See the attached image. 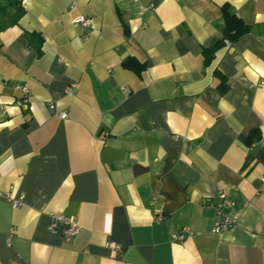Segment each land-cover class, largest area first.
I'll use <instances>...</instances> for the list:
<instances>
[{"label": "crops", "instance_id": "crops-1", "mask_svg": "<svg viewBox=\"0 0 264 264\" xmlns=\"http://www.w3.org/2000/svg\"><path fill=\"white\" fill-rule=\"evenodd\" d=\"M21 2L0 31V192L24 201L0 196V264H264V0Z\"/></svg>", "mask_w": 264, "mask_h": 264}, {"label": "built area", "instance_id": "built-area-1", "mask_svg": "<svg viewBox=\"0 0 264 264\" xmlns=\"http://www.w3.org/2000/svg\"><path fill=\"white\" fill-rule=\"evenodd\" d=\"M78 0H69V8L72 9L76 5ZM73 23L79 24L82 27H89L91 24V19L83 15H78L72 19ZM260 84L264 85V80H260ZM14 88L20 93V96L16 99L15 104L18 108L25 111L28 109L30 102V91L28 87L24 84L17 83L14 85ZM53 108V105H50ZM6 115V108L3 104L0 103V117ZM60 117L64 118L65 113H61ZM12 187L9 188L7 192H0V196L5 197L9 200L13 208L20 206L24 201V194L17 193L16 195H11ZM219 200L216 203L218 210L223 206L230 207L233 203L226 198L224 193H219ZM163 215L160 211L154 210L153 220L155 222H160L163 220ZM231 226V221L225 219L224 221L214 225L211 228V231L214 233H219ZM50 229L58 231L65 241H70L80 230L77 222L72 217H67L63 213H58L55 215L53 222L50 225ZM192 233L189 226H183L176 232L172 233L171 239L173 241H182L187 236ZM6 243L10 244V237L6 238Z\"/></svg>", "mask_w": 264, "mask_h": 264}, {"label": "trees", "instance_id": "trees-1", "mask_svg": "<svg viewBox=\"0 0 264 264\" xmlns=\"http://www.w3.org/2000/svg\"><path fill=\"white\" fill-rule=\"evenodd\" d=\"M24 15V8L22 6L21 0H0V31L4 30L8 27L14 26L18 24L20 18ZM41 41V40H39ZM40 43V42H39ZM215 47V46H214ZM212 48V50L214 49ZM212 50H208V55L206 56V61L210 59L212 55ZM122 66L124 68L135 71L136 73H140L143 69V65L136 62L134 59L127 58L122 62ZM224 79L221 78V82ZM225 87L220 89V91H224ZM256 132H252L248 139L252 140L253 135Z\"/></svg>", "mask_w": 264, "mask_h": 264}]
</instances>
